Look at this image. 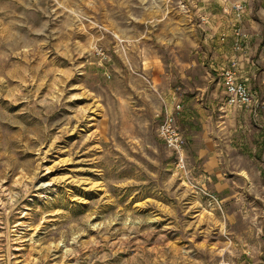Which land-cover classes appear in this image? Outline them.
I'll use <instances>...</instances> for the list:
<instances>
[{
	"label": "rangeland",
	"instance_id": "obj_1",
	"mask_svg": "<svg viewBox=\"0 0 264 264\" xmlns=\"http://www.w3.org/2000/svg\"><path fill=\"white\" fill-rule=\"evenodd\" d=\"M233 3L0 0V264H264V140L260 192L218 191L181 117Z\"/></svg>",
	"mask_w": 264,
	"mask_h": 264
},
{
	"label": "crops",
	"instance_id": "obj_2",
	"mask_svg": "<svg viewBox=\"0 0 264 264\" xmlns=\"http://www.w3.org/2000/svg\"><path fill=\"white\" fill-rule=\"evenodd\" d=\"M214 1L219 2L221 7L230 1L244 3L243 24L235 23L236 28L241 24L245 36L244 51L238 53L240 74L248 78L256 96L264 99L258 71L262 66L260 64L264 63V0ZM204 15L205 23L209 25L205 29L211 39L214 33L209 20L214 16L212 9L205 11ZM219 15L225 16L223 13ZM235 27L222 28L217 33L216 44L206 40L202 61L193 60L185 70L184 77L192 88V94L182 100L185 110L181 117L189 142L188 150L193 152L195 160L203 162L215 178L220 179L214 180L213 184L218 191H239L233 182L238 178L240 188L258 193L260 189L255 180L262 175V171L256 154L264 140V114L255 117L248 109L226 106L225 114L220 119L217 117L218 106L226 93L220 70L236 54L233 49ZM255 54L258 55L256 58ZM196 82L201 83L194 85Z\"/></svg>",
	"mask_w": 264,
	"mask_h": 264
},
{
	"label": "built area",
	"instance_id": "obj_3",
	"mask_svg": "<svg viewBox=\"0 0 264 264\" xmlns=\"http://www.w3.org/2000/svg\"><path fill=\"white\" fill-rule=\"evenodd\" d=\"M232 8L240 18L244 4L234 2ZM236 35L233 45L236 54L220 70V77L226 92L225 104L233 108L248 109L253 116L258 117L261 113H264V99L256 96L248 78H244L240 74L238 53L244 51L243 39L245 37L240 26L236 28ZM159 128L166 144L177 153V156H180L181 160L186 146V139L182 130L176 125L174 114L166 111L160 121Z\"/></svg>",
	"mask_w": 264,
	"mask_h": 264
},
{
	"label": "bare ground",
	"instance_id": "obj_4",
	"mask_svg": "<svg viewBox=\"0 0 264 264\" xmlns=\"http://www.w3.org/2000/svg\"><path fill=\"white\" fill-rule=\"evenodd\" d=\"M247 173V172H246Z\"/></svg>",
	"mask_w": 264,
	"mask_h": 264
}]
</instances>
